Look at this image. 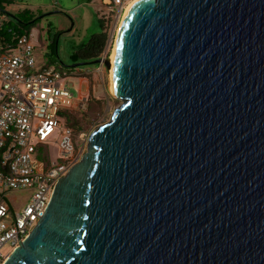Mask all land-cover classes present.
Returning a JSON list of instances; mask_svg holds the SVG:
<instances>
[{
	"label": "water",
	"instance_id": "water-1",
	"mask_svg": "<svg viewBox=\"0 0 264 264\" xmlns=\"http://www.w3.org/2000/svg\"><path fill=\"white\" fill-rule=\"evenodd\" d=\"M113 92L5 264H264V0L136 2Z\"/></svg>",
	"mask_w": 264,
	"mask_h": 264
},
{
	"label": "built area",
	"instance_id": "built-area-1",
	"mask_svg": "<svg viewBox=\"0 0 264 264\" xmlns=\"http://www.w3.org/2000/svg\"><path fill=\"white\" fill-rule=\"evenodd\" d=\"M129 0H102L106 14L122 15ZM3 21H0V29ZM32 32L14 46L0 45V194L33 190L20 211L5 196L0 199V264L38 225L56 184L79 160L75 129L68 116L84 106L63 86L67 73L55 65H39ZM59 132L60 157L48 152L51 137ZM11 244L4 254L2 248Z\"/></svg>",
	"mask_w": 264,
	"mask_h": 264
},
{
	"label": "rangeland",
	"instance_id": "rangeland-1",
	"mask_svg": "<svg viewBox=\"0 0 264 264\" xmlns=\"http://www.w3.org/2000/svg\"><path fill=\"white\" fill-rule=\"evenodd\" d=\"M26 1L30 0H23L22 2ZM33 1L56 3L55 9H33L37 18L46 15L39 20L32 31L33 41L37 44L35 55L39 65L43 63L54 64L67 73L68 77L63 80V86L68 88L74 95L77 100V107L81 104L84 106V108H79L73 112L75 124L81 128L80 130L74 128V140L79 163L88 151L91 134L98 127L109 122L115 110L121 106L122 101L114 98L110 93L109 74L103 64L73 68L71 66L84 61L81 58L75 61L72 56L78 55L83 44L88 43L95 34L103 31L107 35V43L99 58H110L111 60L124 12L121 16L115 13L105 15L106 11L102 10L103 7L97 12L96 8L99 5L101 6V0H95L92 5L85 3L87 0ZM4 10L11 15L13 14L9 7L5 6ZM97 13L100 17L99 20L104 22L103 29H101L102 26L97 18ZM20 17L28 21V17L23 15H20ZM0 21L5 22V31L16 26L14 20L9 25L4 14H0ZM62 140L63 137L59 132H56L50 139L48 152L53 159L60 157V143ZM32 195L33 190L9 191L0 194V199L5 196L7 202L14 209L20 211L30 202ZM11 249L12 246L8 243L2 248V252L7 254Z\"/></svg>",
	"mask_w": 264,
	"mask_h": 264
},
{
	"label": "trees",
	"instance_id": "trees-1",
	"mask_svg": "<svg viewBox=\"0 0 264 264\" xmlns=\"http://www.w3.org/2000/svg\"><path fill=\"white\" fill-rule=\"evenodd\" d=\"M18 0H0V14H4L6 16V19H8V24L11 25V21H16V26L14 28H9L7 31L4 30L5 22H3L2 28L0 29V45L4 46V48L14 46L18 39L27 34L29 35L32 30L36 27V25L39 23V18L36 17L34 14V10L30 8H24V9H15L13 8V5ZM92 0H87V2H91ZM9 7V9L12 11V16H8L7 12L4 10V7ZM3 7V8H2ZM20 15H23L25 17H28V21L23 20ZM101 23V29L104 28V22L99 20ZM107 43V35L103 31L99 34H95L88 43H85L81 46L80 51L78 52V55L72 56V59L83 60H95L99 58L102 53L105 50ZM47 66H51L54 64H46ZM56 66V65H55ZM60 68V67H59ZM63 70V69H62ZM64 71V70H63ZM65 72V71H64ZM74 115L70 114L67 120V124L71 126L72 128H77L80 130L81 128L75 124Z\"/></svg>",
	"mask_w": 264,
	"mask_h": 264
},
{
	"label": "crops",
	"instance_id": "crops-1",
	"mask_svg": "<svg viewBox=\"0 0 264 264\" xmlns=\"http://www.w3.org/2000/svg\"><path fill=\"white\" fill-rule=\"evenodd\" d=\"M23 0H18L14 5H13V8L15 9H24V8H30V9H42V8H45V9H55L56 8V3L54 2H46V3H39V2H34L33 0H30V1H26V2H22ZM95 0H92L91 2H85L87 3L88 5H92L94 4ZM102 2V0H101ZM102 7V3H101V6L99 5L97 8H96V11L99 12V9H101ZM97 18L98 20L100 19V17L98 16V13H97ZM33 31V30H32ZM38 34V33H37ZM37 45V44H36Z\"/></svg>",
	"mask_w": 264,
	"mask_h": 264
},
{
	"label": "bare ground",
	"instance_id": "bare-ground-1",
	"mask_svg": "<svg viewBox=\"0 0 264 264\" xmlns=\"http://www.w3.org/2000/svg\"><path fill=\"white\" fill-rule=\"evenodd\" d=\"M138 1H140V0H133V1H130L129 3L126 4V6H125L126 8H125L124 14L122 15V19H121V22H120V28H119V30L117 32L116 42H117V38H118V34L120 32L121 26H122V24H123L126 16L130 12V10L133 7V5L136 2H138ZM116 42H115V46H114L113 53H112L111 60H110V62H111V70L108 72V74H109V80H110V88L109 89H110V93L112 94V96L114 98H116L115 95H114V92H113V70H114V61H115V52H116Z\"/></svg>",
	"mask_w": 264,
	"mask_h": 264
}]
</instances>
